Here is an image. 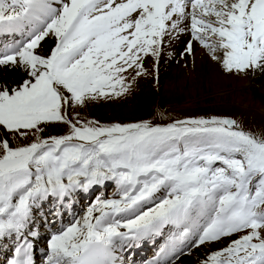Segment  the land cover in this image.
Listing matches in <instances>:
<instances>
[{"label":"snow or ice","instance_id":"6c2138e0","mask_svg":"<svg viewBox=\"0 0 264 264\" xmlns=\"http://www.w3.org/2000/svg\"><path fill=\"white\" fill-rule=\"evenodd\" d=\"M184 33L187 54L198 42L228 74L264 72V0H0V69L18 76H0V128L31 138L0 140V248L13 246L0 264H36L41 218L45 264H126L156 237L151 264L201 247L194 264H264V133L231 118H76L129 94L145 58ZM53 125L65 131L45 137ZM109 182L116 198L70 212Z\"/></svg>","mask_w":264,"mask_h":264},{"label":"rangeland","instance_id":"374dc122","mask_svg":"<svg viewBox=\"0 0 264 264\" xmlns=\"http://www.w3.org/2000/svg\"><path fill=\"white\" fill-rule=\"evenodd\" d=\"M170 48L171 45L166 38L158 62L151 57L145 58L144 66L148 74L138 77L132 83L129 94L120 98L89 103L86 108L78 109L79 117L76 118L98 120L101 124H123L147 120L156 125L187 118H231L237 120L246 131L257 135L264 133V100L257 96L249 85L250 78L254 77V74L249 73L246 76L228 74L223 71L219 63L215 62L214 75H221V71L223 72L221 76L233 79V83L229 86L220 77L209 83L207 81L210 79L206 78L202 82L192 83L188 82L191 80L190 76L178 84L188 74L191 65L188 62L183 64L180 61L179 63L175 59L179 51L167 50ZM181 53L183 52H180L178 56ZM195 55V61H197L198 53ZM202 67L201 65L196 71ZM206 98L208 102H203ZM174 100H182L186 106L171 109L169 105ZM64 131V126L53 125L46 129L44 136L58 135ZM3 139H7L10 146L15 147L17 143L30 142L31 138L21 140L18 136L0 128V140ZM116 191L114 183L111 182L107 187H100L99 191L94 192L92 199L84 198L83 200L89 206L97 198H116ZM84 212L85 210L82 209L78 215H83Z\"/></svg>","mask_w":264,"mask_h":264},{"label":"bare ground","instance_id":"6f19581e","mask_svg":"<svg viewBox=\"0 0 264 264\" xmlns=\"http://www.w3.org/2000/svg\"><path fill=\"white\" fill-rule=\"evenodd\" d=\"M190 39H191V36L187 33H184V34H181L179 36V39H173L170 42L167 40L168 44L171 45V48L167 49V50H176V51L178 50L179 53L180 52L184 53V55L180 54V56H178L179 53L176 54L175 59L179 63L182 62L183 64H185L186 62H188L191 65V69L188 72V74H186L184 76V78L178 82V84H180L181 82H183L184 80H186L190 76H191V78H190L191 80H188V82L190 81L192 83H196V81L202 82V80L205 78L207 80L210 79L209 81H207V83H209V82H213L217 77L222 78L227 83L228 86H229V84L233 83V81H234L233 79L221 76L223 74V72H221V71H220L221 75H218V74L214 75L213 72L216 69V63H215L216 61H213L211 59L210 54H209L207 49H205V48L201 49L200 48L202 46L198 42L193 41V48H194L193 54H187L185 52L187 42ZM8 40H9L8 37H0V43L8 42ZM163 47H166V46H163ZM195 53L196 54L198 53V58H197L198 60L197 61H195V56H196ZM201 65L203 67L196 71V69L199 68ZM0 76H3V78L7 79L8 81L13 80L14 78H18L16 72L7 71L4 69H0ZM178 84H176V86ZM249 85H250V88H252L253 92L257 96H260L261 98H263V100H264V72L257 71L254 74V77L250 78ZM207 99L208 98H206L205 101H203V102H208ZM169 106L171 107V109H180V108L185 107L186 104L182 100H174L170 103ZM110 183L111 182H109L108 184H110ZM101 187L105 188L107 186H101ZM93 195H94V192L90 193L86 196H83L82 198L78 197L76 199L74 208L71 209L70 212L78 215V213L81 212L82 209H84L86 211L88 206H87V203H85L86 201H84L83 199L87 198L90 200V199H92ZM52 207H54V206L53 205L47 206V208H52ZM70 219H72V215L69 214V212H66L65 217H64L65 223H67V221ZM37 225H38V230L40 233L39 237L34 240V245L37 247V251H36L37 255L36 256H38V258H39V260L37 262H39L40 264H45V260L43 261L40 259L45 255L46 247L43 248V246L48 241L50 233L52 232V229L50 226L44 225L43 218H41V220L37 221ZM57 226H59V222H57ZM47 229H48V231H47ZM165 239H166V237H156V238H153L149 241V243L152 244L151 249H153L152 250L153 253L155 251H156V253H158L160 247H162L163 244L165 243ZM147 242H143V244L141 245L142 252H145L147 250V246H146ZM12 251H13V246L11 243H9V245L6 248H0V257L4 258V259H1L0 262H2L4 260L6 261V259L11 255ZM192 251H193L192 255H187V250H186V254L184 256H181L178 259H176L175 264H194V262L196 260L203 258L204 254H205V249L203 247H201V249L198 251L197 250H192ZM123 255H124V253H123Z\"/></svg>","mask_w":264,"mask_h":264}]
</instances>
